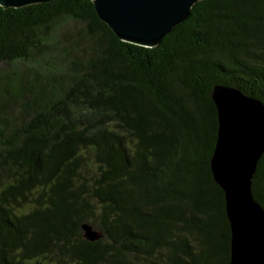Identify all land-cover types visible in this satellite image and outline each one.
<instances>
[{
  "label": "trees",
  "instance_id": "obj_1",
  "mask_svg": "<svg viewBox=\"0 0 264 264\" xmlns=\"http://www.w3.org/2000/svg\"><path fill=\"white\" fill-rule=\"evenodd\" d=\"M20 60L1 76L0 264H229L211 93L264 103V0H200L149 47L93 0L0 3V65ZM252 189L264 207V153Z\"/></svg>",
  "mask_w": 264,
  "mask_h": 264
},
{
  "label": "water",
  "instance_id": "obj_2",
  "mask_svg": "<svg viewBox=\"0 0 264 264\" xmlns=\"http://www.w3.org/2000/svg\"><path fill=\"white\" fill-rule=\"evenodd\" d=\"M51 0H0L4 7H22ZM200 0H93L99 18L122 40L157 45L184 22ZM217 110V137L210 159L215 182L224 192L229 221V264H264V207L252 185L264 153V103L239 88L216 84L211 93ZM91 241L103 237L89 222L81 225Z\"/></svg>",
  "mask_w": 264,
  "mask_h": 264
},
{
  "label": "rangeland",
  "instance_id": "obj_3",
  "mask_svg": "<svg viewBox=\"0 0 264 264\" xmlns=\"http://www.w3.org/2000/svg\"><path fill=\"white\" fill-rule=\"evenodd\" d=\"M79 24H74L73 22L69 21L67 23L62 24L61 30L63 32H76L77 27H79ZM43 55V54H42ZM41 54H36L34 60H39L41 59ZM48 56V55H47ZM33 66V62L30 61H16V62H10V63H2L0 65V87H2L5 84V78L9 74V78L12 81H20L22 78L27 76L28 73V68ZM3 76V77H1Z\"/></svg>",
  "mask_w": 264,
  "mask_h": 264
}]
</instances>
